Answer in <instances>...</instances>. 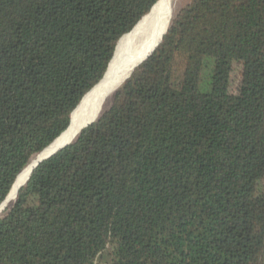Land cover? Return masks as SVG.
I'll return each mask as SVG.
<instances>
[{
	"label": "trees",
	"instance_id": "1",
	"mask_svg": "<svg viewBox=\"0 0 264 264\" xmlns=\"http://www.w3.org/2000/svg\"><path fill=\"white\" fill-rule=\"evenodd\" d=\"M158 2L0 0V205ZM0 264H264V0L181 9L0 216Z\"/></svg>",
	"mask_w": 264,
	"mask_h": 264
},
{
	"label": "bare ground",
	"instance_id": "2",
	"mask_svg": "<svg viewBox=\"0 0 264 264\" xmlns=\"http://www.w3.org/2000/svg\"><path fill=\"white\" fill-rule=\"evenodd\" d=\"M172 14L173 7L170 0H160L150 14L138 23L134 31L120 40L110 72L105 80L84 99L74 114L69 132L35 157L21 173L7 200L0 206V214L11 202L15 201L19 188L26 182L31 170L40 160L50 156L59 147L68 143L84 124L94 120L104 111L112 95L110 92L116 89L122 80L127 78L131 69L150 53L161 40Z\"/></svg>",
	"mask_w": 264,
	"mask_h": 264
},
{
	"label": "water",
	"instance_id": "3",
	"mask_svg": "<svg viewBox=\"0 0 264 264\" xmlns=\"http://www.w3.org/2000/svg\"><path fill=\"white\" fill-rule=\"evenodd\" d=\"M159 2H160V0H159ZM158 2V3H159ZM169 2V1H168ZM171 3V2H170ZM146 17V16H145ZM144 17V18H145ZM144 18H142V19H144ZM172 19H173V14H172V17H171V19H170V22H169V24H168V27H167V29L165 30V32L162 34V36H161V40L155 45V47L151 50V52L150 53H148L138 64H136L132 69H131V72H130V74L127 76V78L126 79H124V80H122L121 81V84L116 88V89H113L110 93H112V95H113V93L115 92V91H117L125 82H126V80L127 79H129V77L131 76V74L137 69V68H139L141 65H143L144 63H145V61H147L153 54H154V52L157 50V48L160 46V44H161V42H162V39H163V37L165 36V34H166V32L168 31V28H169V26H170V24H171V21H172ZM141 22V21H140ZM139 22V23H140ZM138 25V24H137ZM136 25V26H137ZM135 26V27H136ZM135 27H134V29H135ZM134 29L131 31V32H133L134 31ZM129 34V33H128ZM128 34H126V35H128ZM120 42V41H119ZM119 44V43H118ZM117 47H118V45H117ZM116 50H117V48H116ZM115 54H116V51H115ZM115 54H114V56H113V59H112V61L110 62V64H109V67H108V69H107V72H106V74H105V76L103 77V79L99 82V84L100 83H102L104 80H105V78L107 77V75H108V73L110 72V69H111V65H112V63H113V60H114V57H115ZM99 84H97L94 88H96ZM93 88V89H94ZM93 89L91 90V91H93ZM90 91V92H91ZM89 92V93H90ZM88 93V94H89ZM87 94V95H88ZM87 95L83 98V100L81 101V103L79 104V106L74 110V112L72 113V115H71V120H70V124H69V127L54 141V142H56L60 137H62L63 135H65L66 133H68L69 132V130L71 129V126H72V122H73V117H74V114L76 113V111L78 110V108L80 107V105L82 104V102L84 101V99L87 97ZM111 95V96H112ZM102 114V113H101ZM100 114V115H101ZM100 115L97 117V118H95L94 120H92V121H90V122H88V123H86V124H84L83 126H82V128H80L79 130H78V132H77V134L68 142V143H66V144H64L63 146H61V147H59L56 151H54L50 156H48V157H46V158H44V159H42V160H40L36 165H35V167L31 170V173H30V176L28 177V179L26 180V182L19 188V190H18V193H17V197H18V194H19V192H20V190L23 188V187H25L26 185H27V183H28V181H29V179L31 178V175L33 174V172L35 171V169L43 162V161H45V160H47V159H49V158H51L53 155H55L57 152H59V151H61L62 149H64L65 147H67L68 145H70V144H72L75 140H76V138L81 134V132L84 130V129H86L87 127H89L90 125H92L93 123H95L97 120H98V118L100 117ZM53 142V143H54ZM52 143V144H53ZM51 144V145H52ZM50 145V146H51ZM47 149V148H46ZM45 149V150H46ZM44 150V151H45ZM44 151H42V152H44ZM41 152V153H42ZM41 153H39L38 155H40ZM38 155H36L35 157H37ZM26 169V168H25ZM24 169V170H25ZM23 170V171H24ZM22 171V172H23ZM21 172V173H22ZM21 173L19 174V176L21 175ZM19 176L17 177V179H16V181H15V183H14V185L16 184V182H17V180H18V178H19ZM14 185H13V187H14ZM13 187L11 188V191H12V189H13ZM11 191H10V193H11ZM10 193L8 194V196L10 195ZM8 196L6 197V199L4 200V202L7 200V198H8ZM17 197H16V199H17ZM15 199V200H16ZM3 202V203H4ZM2 203V204H3ZM1 204V205H2ZM0 205V206H1Z\"/></svg>",
	"mask_w": 264,
	"mask_h": 264
},
{
	"label": "rangeland",
	"instance_id": "4",
	"mask_svg": "<svg viewBox=\"0 0 264 264\" xmlns=\"http://www.w3.org/2000/svg\"><path fill=\"white\" fill-rule=\"evenodd\" d=\"M192 0H170L172 7H173V17L176 16L181 9H183L187 4H189ZM177 2V3H176ZM175 9V11H174ZM110 105V104H109ZM109 105L107 107V109L109 108ZM11 204H13V202H11ZM10 204V205H11ZM8 205L4 211L0 214L3 215L5 213V211L7 210V208L10 206Z\"/></svg>",
	"mask_w": 264,
	"mask_h": 264
}]
</instances>
